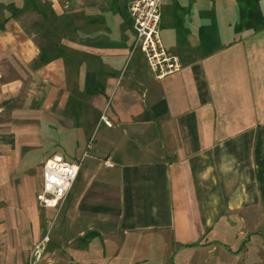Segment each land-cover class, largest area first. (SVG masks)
I'll use <instances>...</instances> for the list:
<instances>
[{"label":"crops","instance_id":"obj_1","mask_svg":"<svg viewBox=\"0 0 264 264\" xmlns=\"http://www.w3.org/2000/svg\"><path fill=\"white\" fill-rule=\"evenodd\" d=\"M132 1L0 0V112L40 115L88 158L59 212L22 206L25 248L35 264H264V0H162L182 62L162 78Z\"/></svg>","mask_w":264,"mask_h":264},{"label":"rangeland","instance_id":"obj_2","mask_svg":"<svg viewBox=\"0 0 264 264\" xmlns=\"http://www.w3.org/2000/svg\"><path fill=\"white\" fill-rule=\"evenodd\" d=\"M37 5L38 1L33 5L31 4L29 9L30 22H34L32 23L33 30L37 29L38 14H43L38 10ZM39 5L46 6L47 4L41 3ZM60 6L65 13H69L72 3L61 2ZM18 11L20 13L21 8ZM3 13V8H0V14ZM50 13L49 10L48 14ZM39 38V35L35 36L37 42H40ZM49 38H51L49 41H53V36H49ZM24 119H26V123L24 130H22L21 124ZM6 120L12 121L16 129L9 130L10 125L0 124V264H35L32 256L36 258L40 252L35 248H30V250L28 247L25 248L29 238L27 233H24L22 206H28L29 202L35 201L37 191L42 183L45 160L56 152L65 155L71 153L69 152L70 149L62 143H53L54 131L48 130L45 124H41L40 115H21L19 113L7 116L5 111H1L0 123ZM53 123L51 119V127H53ZM68 125L66 121L64 126ZM95 136L96 134H94L91 144L94 143ZM86 150L89 155L92 153L91 150ZM87 160L88 158L83 164ZM59 211L60 209H58ZM226 227L228 229L229 225ZM252 228L249 226V222L247 227L239 223L236 232L237 234L248 235Z\"/></svg>","mask_w":264,"mask_h":264},{"label":"built area","instance_id":"obj_3","mask_svg":"<svg viewBox=\"0 0 264 264\" xmlns=\"http://www.w3.org/2000/svg\"><path fill=\"white\" fill-rule=\"evenodd\" d=\"M162 0H133L129 12L136 32L135 49L145 55L150 70L159 78L182 69L178 55L171 53L164 44L161 29ZM105 123L111 125L109 121ZM91 147L89 143L88 148ZM87 152L84 154V157ZM83 158L72 161L65 154L56 152L43 165L42 184L36 194L41 206L60 209L68 198L81 170ZM112 167V162H107Z\"/></svg>","mask_w":264,"mask_h":264}]
</instances>
